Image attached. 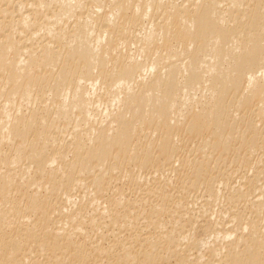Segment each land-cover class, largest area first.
<instances>
[{"label":"bare ground","instance_id":"1","mask_svg":"<svg viewBox=\"0 0 264 264\" xmlns=\"http://www.w3.org/2000/svg\"><path fill=\"white\" fill-rule=\"evenodd\" d=\"M175 1L32 0L31 3L29 0L27 4L24 0L25 4H18L16 0H0V6H18L19 10L16 13L14 9L0 7L4 12L0 20V77L4 82L2 85L0 78V264L36 263L38 254H32L34 247L48 257L44 264H87L90 253L83 250L84 244L78 238L89 241L91 235L84 226L100 231L98 222L102 220L85 216L81 205L99 206L96 194L106 189L114 173L118 175L121 169L118 165L132 163L143 167L157 157L153 156L154 149H157L154 153L170 158L178 130L198 136L208 121L214 122L217 134L225 131L214 145L218 150H226V144L234 139V143H239L234 151L238 161L242 159V149L254 154L256 143L264 147V137L255 133L259 123L254 124L240 114L254 98L260 101L258 111H264V75L255 70L259 57L252 54L258 49L264 55V10L256 8L247 13L237 9L242 7L240 0H214L198 11L188 25V5L176 9ZM105 6L106 10L108 6L120 7L114 9L115 15L106 11L107 17L103 19ZM193 6L195 10L194 2ZM84 11L87 15L82 17ZM153 11L157 13L155 19L151 17ZM111 40L109 56L105 49ZM148 53L145 60L139 59ZM188 53L191 56L185 59ZM180 57L184 62H180ZM172 58L177 59L176 63L162 71L161 67ZM46 70L51 71L50 76L48 72L45 76ZM151 74L156 80L150 86L147 76ZM34 87L41 89L37 90L41 100L33 97ZM231 91L233 95L238 93L233 100ZM42 100L46 109L42 108ZM233 105L240 120L243 119L242 126L237 114L229 121L223 120ZM145 125L151 127L147 128L149 135H144ZM230 128L240 136L237 142V135L227 131ZM5 145L9 151L4 150ZM212 145L202 143L200 148L205 150V157ZM55 153L57 157L53 156ZM221 157L220 160L224 159ZM219 159L215 160L220 162ZM198 163L185 164L193 181L190 183L200 187L207 167L206 163ZM122 171L120 175L124 174ZM253 175L254 179L264 180V168ZM84 176L91 177L89 182L81 181ZM133 176L124 175L126 179ZM206 178L204 189L209 201L203 205L202 213L208 217L212 213L214 217L216 209L212 206L221 200L222 192L216 189L215 176L214 180ZM262 185L257 187L260 201H251L248 188L235 190L233 199L249 203L256 218H245L243 213L234 215L229 220L233 230L227 227L232 231H226L220 222L221 215L219 223L216 220L221 224L220 230H215L211 237L208 254L193 257V249L202 242L193 240L191 220L189 228L186 226L191 234L186 230V236L165 228V222L160 220L166 210L162 196L158 199L160 203L156 200L147 213L149 220H144L156 228L153 241L140 242L141 245L137 241L138 247L132 242L130 245L121 242L120 254L100 262L162 264L161 256L165 254L167 258L175 257L176 264H264ZM30 190L32 193L27 194ZM74 192H78L76 197ZM52 193L59 194L64 202L54 207L58 218L47 210V204L50 209L53 207L48 202ZM110 204L113 207L122 203L116 199ZM109 207L105 204L100 209L107 214L112 211ZM29 214L36 215V219H28ZM109 221L117 229L120 226L126 229L131 224V219L121 217L110 216ZM21 223L27 226L18 227ZM177 224L181 227L180 222ZM14 228L16 232L11 234ZM218 246L223 248L219 250ZM102 247L98 244L93 250L106 256L112 248Z\"/></svg>","mask_w":264,"mask_h":264},{"label":"rangeland","instance_id":"2","mask_svg":"<svg viewBox=\"0 0 264 264\" xmlns=\"http://www.w3.org/2000/svg\"><path fill=\"white\" fill-rule=\"evenodd\" d=\"M213 1L214 0H201V1L197 0V2H196V0H176L175 2L178 4V7H176V9H181L182 7H185V5H188L186 7V22H188L187 24L189 25L193 22V16H196V13L198 11L201 12L205 7L209 6ZM6 2L7 1H5V3ZM16 2H18V4H20V3H23L24 0H16ZM26 2H27V4L30 2L32 3V0H30V2H29V0H26ZM193 2L196 4L195 10H194V6H193ZM197 3H199V5ZM24 4H25V2H24ZM239 4H241L242 7H238L237 9L239 11L244 10L247 13H251L252 10L256 9V8L264 10V0H240ZM0 7H1V9H4V10L7 9L9 11H13V9H14V10H16V13H18V11H19L17 9L18 6L12 7V6H7L5 4L4 6H0ZM117 7L119 8L120 6H117ZM117 7H116V9H117ZM107 8H108V10H106V6H105V9H103V12H105V13H103V16H104L103 19L107 17L106 13L109 12V10L112 12L113 15H115V13H114L115 7L110 8V6H108ZM1 9H0V20L4 16V12ZM25 9H27V8H25ZM85 12L86 11H84V13ZM86 13L82 17L86 16L87 15ZM104 14H106V16ZM109 14H110V12H109ZM77 17L79 18V15ZM151 17L154 19L157 18V13L155 11H153ZM181 26L183 27L182 29L186 28V25L185 26L181 25ZM246 27L248 29L250 28V26H247V25H246ZM196 37H198V36H196ZM112 41L113 40H111L108 43V45L106 46V49H105V53H108L109 56H110L109 53L111 52V49H112ZM262 49H264V47H262ZM132 50H134V49L132 48ZM149 53L147 55L142 54L141 55L142 57L139 59L145 60L147 57H149ZM252 54H253V56L259 57L258 62H257L258 65L256 66L255 70L259 72L258 75L263 76L264 75V55H263V53H260V51L258 49H254V52ZM190 56H191V53H188V55H186L185 59H187ZM179 59H180V62H184L183 57H180ZM176 60L177 59H175V58L169 59L165 63V65L161 67V70L162 71L165 69L167 70L168 67H170V66H172V64L176 63ZM46 72H48V70L43 72L45 74V76H47L48 73H49L48 76H50L51 71H49L47 74H46ZM42 76H44V75H42ZM154 76H155L154 74L147 76V78H148L147 81L150 83V86L153 85V82H155V80H156V76L155 77ZM0 78H1V84L4 83L2 81V77H0ZM2 85H4V84H2ZM47 87H51V86H47ZM33 89L36 90V92H35V90H33L34 91L33 97L38 100V97L40 98V95H41V93H39L38 91L41 89L39 87L38 88L34 87ZM37 92L39 93L38 96H37ZM231 93H232V91L230 92L229 95H231ZM233 94L234 93H232V95ZM237 94H235V95H237ZM235 95H233V98H231V96H230V98L233 100L234 98H236ZM41 99L42 98H40V100ZM254 99H251V102H250L251 106L248 105L245 108V110L240 111V114L243 115V117H246L245 119H247L248 121L249 120L251 122L253 121L252 123H254V124L259 123L258 128L255 129V133H258L259 134L258 136H260V137H264V111H258V109H259L258 103H260V101L258 102L257 99H255V100ZM44 100H46V98ZM44 100H42L43 107L41 106L42 104H40L39 106L42 107L43 109H46L45 108L46 102ZM44 105H45V107H44ZM189 110L190 109H188L186 111V114L188 116V117L187 116L186 117L190 119L189 113H191V112ZM237 110L238 109L236 106H234V105L231 106L228 109V113L224 117L223 120L229 121L230 119H232L235 116V114H237ZM247 110H248V112H247ZM237 118L239 120L238 121L239 124L242 126L243 122H241V121L243 119L240 120L241 117L238 114H237ZM181 121H179L178 123H181ZM143 127L146 128L144 131V135H149L151 127L150 126L147 127V125H145ZM204 127H205L204 132L203 133L201 132L203 135H200L201 133L199 134L200 136L199 135L196 136V134H194L193 136L195 138H192V139H191V137H193V136L188 134L189 132H187L186 130H185V132L178 130V131H180V133L177 132L176 133L177 135L174 136L173 140H174V143L175 142L176 143L172 146V153L169 152V155L171 153V155L169 156L171 158V160H170V158L165 156L166 154H160L159 151H158L159 154H157V152L154 153V151H157V149L156 150L154 149L153 150V156H155V157L157 156L156 158H158V159L153 157L156 160L152 158L153 160H151V162H149V164H145L146 166L145 165H143V167L142 166L141 167L140 166H134L132 163L124 164L123 166L118 165L119 169L121 168L120 171L123 169L124 174L122 173V175H120L121 174L120 171H119V173L116 171L118 175H116L114 173V176H116V177L113 176L114 179L113 180L111 179L110 183L107 184V186H105L106 189H103L101 193L96 194L97 199L99 200V202H98L99 206L96 208L95 205L92 203H86L85 205H83V204L81 205V207L83 208V209H81V210H83L82 213L85 214V216L94 217V219H96V221L102 220L101 223L98 222L101 225L100 231H98L97 228L92 229V227H90L88 225L84 226V228L86 229L85 231L89 233L88 235L89 236L91 235L90 236L91 238L89 239V241L84 242L81 236L78 238V241L82 242L84 244L83 247L85 249L83 248V250H85L86 253H88V252L90 253V256L86 254L87 256L90 257L89 261H88L89 263L86 262L87 264H93V263L94 264H100L101 260H103L102 262L104 263V262H106V260L109 261L113 257H116L118 254H120L121 242L122 243L127 242L128 243V244L126 243L127 245H130V243L132 242L133 245H137V247H138L139 245H141L140 242L143 244V243H147V241H149V242L153 241L152 237L154 235H156V232H157L156 228L154 226L150 225L148 222H145L144 220H146V221L149 220L148 216H150V215L147 213L150 212L149 210L151 209V206H154L156 203H160L161 200H158V199H162L164 196H165V198H163L162 200L165 199V201H166L165 202V205H166L165 209L166 210H165V212L163 211V214H161V216L160 215L159 216H160V220L162 221V223L165 222V224H166L165 228L168 231H174L176 235H180V236L181 235L186 236L187 231L190 234L192 232L193 233L192 234L193 240L197 239V242H202L201 244H199L197 246V248L193 249V253H192L193 257H198L202 253L208 254L211 251L208 246L213 242L211 237L214 236L213 234H215V230L216 231L220 230L221 224L223 225V228L225 227L224 229L226 231L228 229L227 227L232 228V226H231L232 222H230V221L234 215H237V214L241 215L243 213L242 214L243 216L246 214V216H244L245 218H249V217L253 218L254 216H255L254 218H256V214L254 213V210L252 208H250L251 206L248 205L249 203L246 205V203L241 202L240 200H234L233 197L236 194V193H234L235 190H239L242 187L241 190H246L248 188L251 191V194H252L251 195L252 196L251 201H253V200L255 201V199L260 201V196L257 194L259 191V188H257V187H260V188L263 187L262 184H264L263 183L264 180L254 179L253 174H255V172L257 173L259 170L261 171V168H264L263 167L264 163L260 162L261 159L264 160V147L261 144L256 143L255 144V151L256 152L254 154H252V152L247 153V152H249L248 150L246 151V150L242 149L241 154H240V158L242 157V159H239V161H238L237 159H235L234 151L237 150L236 145L239 143H234L233 142L234 139H233L230 143L226 144L227 145L226 150H218L220 148L216 147V145H214V144H216L217 141L219 142L220 139L223 138V134H225V131L221 132L220 133L221 135L217 134L215 132V123L214 122L211 123L210 121H208L204 125ZM62 128H64V127H62ZM69 128L70 127H68V129ZM147 128H149L150 130H148ZM67 130H64L63 132L67 133L68 132ZM227 131L232 132L234 134V136L237 135L235 137V142H237L239 140L240 136L237 133H235L234 128H230ZM145 132H146V134H145ZM183 133H185V134H183ZM205 142L213 143L212 148L210 150H208L209 152H207L206 157L204 155L205 150H202L203 148H200L202 146V143H205ZM175 146H176V148H175ZM144 147L146 148L147 146L144 145ZM8 148L5 145L4 150L9 151L10 148L9 149ZM244 151L247 153L248 156L244 155L245 154ZM220 152H221V154H220ZM49 153H50V151H49ZM221 155L223 156L224 159L220 160L219 158H222ZM53 156L57 157V153H55ZM261 157H263V158H261ZM244 158L247 160H245ZM215 159L217 161L219 159L220 162H217ZM203 160H204V162H203ZM205 160H207V161H205ZM171 161H172V163H171ZM187 161L188 162H196V163H198V162L200 163V161H201L202 165H204V163H206L205 168L207 167L208 170L205 169V171L203 172L202 178H204V179L201 178L200 182H201V184L203 181L204 182L202 185L200 184V187H198L197 185H192V183H190L192 180L189 178V176H191L190 172L187 173L189 170V168H187V165L185 164ZM211 161H213V162H211ZM176 162H178V163H176ZM207 162H208V164H207ZM216 162H217L216 168L215 167L213 168V166H214V164H216ZM240 162H243V163H240ZM244 162H246V163L244 164ZM120 165H122V164H120ZM141 168H143V169H141ZM173 169H175V171H171ZM211 169H213V170H211ZM217 170H219V171H217ZM113 171H115V169ZM224 172H225V174H224ZM126 173L133 174L134 175L133 178L126 179L124 177V175ZM204 173L206 174V176ZM207 173H208V175H207ZM185 174H186V177H185ZM122 176L124 177V179H122L123 178ZM212 176H213V178H214V176L216 177V178H214L216 181V184H217L216 189L218 191L220 190L219 191L220 193L221 192L223 193V194L221 193V200L218 203L214 202V204L212 206V209H214V208L216 209V210L214 209L216 213L213 211V213L215 215L214 217L212 216L214 218L213 222L211 221L212 220L211 215H213L212 213L210 214L209 217L207 214H204L205 212L202 213L204 210L203 205L207 204V201H209L208 200V197H209L208 193L204 189L205 184H206L205 178L207 177L206 181H208V179L214 180V179H212ZM87 177H89V176L82 177L83 179L81 178V181L82 182H85V181L89 182L91 177H89V178H87ZM137 177H140V178H137ZM163 177H164V179H163ZM186 179H189L190 181L186 180ZM260 181H262V182H260ZM260 184L262 186H260ZM158 188H160V189H158ZM31 190L28 191L29 193H27V194H31L32 193ZM159 190L161 192H163L164 195H163V193H161L162 195H160ZM39 192L42 195H45V191L43 192L41 190ZM78 192L76 194L74 192V197L77 196ZM24 193L26 195V192H23L22 195ZM156 193L158 196H156ZM79 194L81 195L82 191H80ZM159 195H160V198H159ZM22 197H25V196L23 195ZM166 197L168 198L167 200H166ZM48 199H50V200H48V202L50 201V204L52 203L51 205H53V207H51V209H50L48 207L50 205L47 204V210L48 209L50 210V212H48V213H50V214L54 215V217L58 218L57 217L58 212H55L54 207L60 206L61 203L63 204L64 203L63 199L60 198V195L57 193H54V194L52 193L51 197H49ZM116 199H118L120 201V203H122V204L120 206L119 205L116 206V204H115V206L112 207L110 203L115 201ZM156 200H157V202H156ZM105 204L108 205V207L111 206L112 211L109 210L110 212H108L110 214H108V213L105 214L103 212V209L102 210L100 209L103 206H105ZM243 204H245V205H243ZM101 205H103V206H101ZM214 205L215 206L217 205V206L214 207ZM217 211H219L220 213ZM78 212H80V210ZM111 212H114V213H111ZM221 212H223V213H221ZM114 214L115 215L117 214V215L115 216ZM144 214H145V216H144ZM52 215H50V216L53 217ZM109 215L111 216V218L112 217L113 218H117V217L120 218L121 217V218L131 219V224L126 229H123L122 226H120L119 229H117L116 226L109 223L110 222L109 221V219H110ZM216 215H218L219 217L216 218L217 217ZM28 216L30 217V218H28L30 220L36 219L35 218L36 215H35V217L33 214H29ZM220 216L222 217V219L220 218ZM219 218L221 219V221H220L221 224H217V222L219 223V221H218ZM190 220L192 222V226L194 227V229H193V227L189 228L188 222ZM216 220H217V222H216ZM174 222H177V223L180 222L181 227L183 229L181 227H179V225L177 223H176V225H174ZM183 222H184V224H183ZM185 222L187 225H185ZM102 225H104V226H102ZM19 226H20V228H24L27 226V223H21L20 225H18V227ZM186 226L190 229L191 232L189 231V229H187ZM207 226H209L210 229ZM184 227H185V229H184ZM191 229H193L194 231ZM206 229H208L207 233H205ZM228 230H231V229H228ZM232 230H233V228H232ZM15 232H16V230L14 228L11 231V234H13ZM178 232H181V234H178ZM187 235H188V233H187ZM134 236L135 237L138 236V237H136L137 238L136 241L134 240L135 239ZM130 239L133 241H131ZM137 241L139 242V245H138ZM98 244H100L101 247L103 246L102 248H106L107 246L112 247V248L110 249V251H108L107 255L105 254L106 256H103L100 253L96 254V252L93 250L95 245L98 246ZM114 244H116V245H114ZM132 244H131V246H132ZM117 245H119L120 247ZM218 248H219V250H221L223 247L221 248V246L220 247L218 246ZM90 250H91V252H90ZM29 251H33V250H29ZM34 253H35V256H36V254H38V256H36L37 260L35 262L37 264H44L45 260L48 257L46 258V255L38 253L36 251L35 247H34V251L32 252V254L34 255ZM91 253H92V255H91ZM48 254H50V253H48ZM35 256H34V260H35ZM97 257H99V258H97ZM109 258H111V259H109ZM161 258L163 259V262H164V263L161 262L162 264H176L175 257L167 258L165 256V254H163L161 256ZM91 260H92V263H91ZM95 261H97V262H95ZM36 263H33V264H36Z\"/></svg>","mask_w":264,"mask_h":264}]
</instances>
